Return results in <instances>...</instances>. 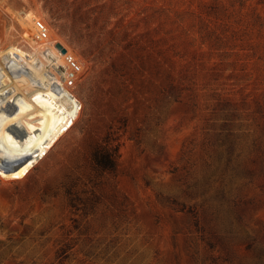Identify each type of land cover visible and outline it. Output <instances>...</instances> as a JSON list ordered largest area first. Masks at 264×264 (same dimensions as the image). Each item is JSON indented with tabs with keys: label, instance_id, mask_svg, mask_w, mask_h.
<instances>
[{
	"label": "rangeland",
	"instance_id": "1",
	"mask_svg": "<svg viewBox=\"0 0 264 264\" xmlns=\"http://www.w3.org/2000/svg\"><path fill=\"white\" fill-rule=\"evenodd\" d=\"M35 21L44 58L0 81V264H264V0H0L14 73Z\"/></svg>",
	"mask_w": 264,
	"mask_h": 264
},
{
	"label": "bare ground",
	"instance_id": "2",
	"mask_svg": "<svg viewBox=\"0 0 264 264\" xmlns=\"http://www.w3.org/2000/svg\"><path fill=\"white\" fill-rule=\"evenodd\" d=\"M44 24L46 26V30H49L46 23H44ZM31 38L32 39L30 41V47H32V49H31V51H26L24 54V57L20 60L19 65L15 66V68H18L17 73H14V72L8 70V67H10L12 65V63L14 62V59H12V58L9 59L10 56L7 58L8 48H5L4 51L0 52L2 55L0 58V81H1L2 86L6 89L7 92L12 91L11 86H10V84L12 82L19 81V79L15 78L16 76H19L22 72H26V71L30 70V67L36 61L44 58L42 39H39L36 35H34ZM55 45H54V48H56ZM56 52H58L62 55V53L59 50H56ZM70 53H72V52H69L68 54H70ZM80 64H81V62H80ZM65 84L66 85L68 84V80L66 78H65ZM32 90L33 89L30 87L23 89V91L25 93H28V95H27L28 99L33 98ZM13 95H15L16 100L18 97H20V95H17V93H15V94L13 93ZM23 97H24V95H23Z\"/></svg>",
	"mask_w": 264,
	"mask_h": 264
},
{
	"label": "built area",
	"instance_id": "3",
	"mask_svg": "<svg viewBox=\"0 0 264 264\" xmlns=\"http://www.w3.org/2000/svg\"><path fill=\"white\" fill-rule=\"evenodd\" d=\"M35 29H36V36L39 39H45L47 35L46 26L42 21H35ZM58 50L57 48H54V51ZM60 51V50H59ZM56 58L60 59L61 61V68L64 69L66 73V79L68 80V85H72L74 81L76 80V77L80 74L82 70V65L80 62L76 59V57L70 53L68 54L65 50V53L59 54ZM54 59V61H58V59Z\"/></svg>",
	"mask_w": 264,
	"mask_h": 264
},
{
	"label": "water",
	"instance_id": "4",
	"mask_svg": "<svg viewBox=\"0 0 264 264\" xmlns=\"http://www.w3.org/2000/svg\"><path fill=\"white\" fill-rule=\"evenodd\" d=\"M55 47L60 50L61 53H65V49L60 44H56Z\"/></svg>",
	"mask_w": 264,
	"mask_h": 264
},
{
	"label": "trees",
	"instance_id": "5",
	"mask_svg": "<svg viewBox=\"0 0 264 264\" xmlns=\"http://www.w3.org/2000/svg\"><path fill=\"white\" fill-rule=\"evenodd\" d=\"M94 156H95V157H94V158H95V161H97V159H98V156H97V155H94Z\"/></svg>",
	"mask_w": 264,
	"mask_h": 264
}]
</instances>
